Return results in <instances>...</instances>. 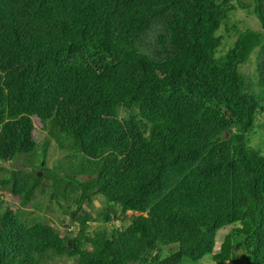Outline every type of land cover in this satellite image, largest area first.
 I'll list each match as a JSON object with an SVG mask.
<instances>
[{"label": "trees", "instance_id": "16d2710c", "mask_svg": "<svg viewBox=\"0 0 264 264\" xmlns=\"http://www.w3.org/2000/svg\"><path fill=\"white\" fill-rule=\"evenodd\" d=\"M259 119L264 0H0V162L29 154L0 166V264H264ZM45 179L64 235L24 211Z\"/></svg>", "mask_w": 264, "mask_h": 264}, {"label": "rangeland", "instance_id": "374dc122", "mask_svg": "<svg viewBox=\"0 0 264 264\" xmlns=\"http://www.w3.org/2000/svg\"><path fill=\"white\" fill-rule=\"evenodd\" d=\"M252 64H246L244 65L243 70L247 73L249 76L250 80L254 81L255 83L258 81V74L256 72L257 68V59L255 57L252 58L251 60ZM256 86V85H255ZM260 118V116H259ZM34 120V125H35V130H34V138L37 142L38 146H41L40 144L45 140V137L48 136L47 132L45 129H43L41 123L39 120H37L36 117L33 118ZM257 125L255 128V131L253 134L250 135V140L251 144L254 146H259L261 148H264V126L261 125L260 119L257 120ZM249 136V135H248ZM50 147L48 148V154L46 158V164L48 169H53L54 166L57 164L56 160L60 159V157L65 155V152L63 150H60L57 148L56 144L54 143V140L51 138L50 140ZM37 146V147H38ZM29 154L27 153H19L17 157V161L13 163H8V162H0V166L7 167V168H13V167H22L23 163L27 160V157ZM66 158V157H65ZM66 161V160H65ZM61 173V172H60ZM6 174L5 171L0 170V179ZM62 174V173H61ZM40 175H42V172H40ZM80 177H84L83 175H79ZM43 183H45V193H37L36 194V199L34 200L33 203H38L39 201H44L43 202V209L39 210V208H35L33 204L28 205L24 211H26V214L29 217H36L37 215L46 217V221L51 223L58 231L60 232L61 235L65 234V224L68 223L69 217L66 213H64V210L67 209V204H72L70 198L68 197L67 200L64 199H54L52 201H48L47 198H49V193L50 190L48 188V180L45 179L43 180ZM0 198L3 199L6 205L12 207L15 209L18 205V197L9 193L7 190L2 189L0 186ZM60 201V204L58 203ZM106 205L105 199L103 197L96 198L94 201H92L90 204L84 205V211L83 214L85 213H90L93 216H96L98 214V211L103 209ZM71 207H74V205H70ZM41 207V206H40ZM30 212V213H27ZM137 214V213H133ZM126 215H132L130 211L127 212ZM122 216V215H120ZM119 216V219H113L109 220L108 222L105 223V227L111 231L112 229L119 228L120 225L123 224L121 221V218ZM128 223V220L124 222V225ZM101 224L100 220H90L89 222V230H95L97 229ZM227 226L219 229V231L216 234V239L218 240L222 235H224L226 232H228V229L223 230ZM73 226L69 228L72 229ZM210 256H204L200 261H198L195 264H214L213 260L209 258ZM49 262L51 264H73V261L67 257H56L55 259H50Z\"/></svg>", "mask_w": 264, "mask_h": 264}, {"label": "clouds", "instance_id": "9594fccd", "mask_svg": "<svg viewBox=\"0 0 264 264\" xmlns=\"http://www.w3.org/2000/svg\"><path fill=\"white\" fill-rule=\"evenodd\" d=\"M128 212V211H127ZM131 212V211H130ZM132 213V212H131ZM135 213H137L138 214V212H135Z\"/></svg>", "mask_w": 264, "mask_h": 264}, {"label": "water", "instance_id": "95a60500", "mask_svg": "<svg viewBox=\"0 0 264 264\" xmlns=\"http://www.w3.org/2000/svg\"><path fill=\"white\" fill-rule=\"evenodd\" d=\"M38 174L40 175V172Z\"/></svg>", "mask_w": 264, "mask_h": 264}]
</instances>
